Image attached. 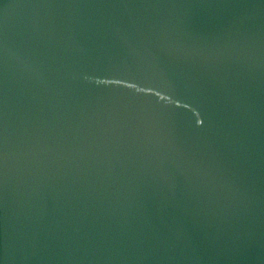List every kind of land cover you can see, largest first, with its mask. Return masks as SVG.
<instances>
[{"label":"water","instance_id":"obj_1","mask_svg":"<svg viewBox=\"0 0 264 264\" xmlns=\"http://www.w3.org/2000/svg\"><path fill=\"white\" fill-rule=\"evenodd\" d=\"M0 264H264V0H0Z\"/></svg>","mask_w":264,"mask_h":264}]
</instances>
